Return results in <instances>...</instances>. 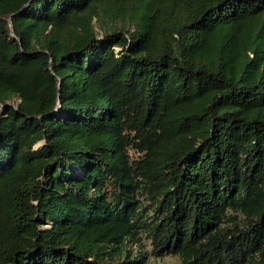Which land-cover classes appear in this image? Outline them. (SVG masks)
Listing matches in <instances>:
<instances>
[{
  "label": "trees",
  "instance_id": "16d2710c",
  "mask_svg": "<svg viewBox=\"0 0 264 264\" xmlns=\"http://www.w3.org/2000/svg\"><path fill=\"white\" fill-rule=\"evenodd\" d=\"M12 98L0 264H264V0H0Z\"/></svg>",
  "mask_w": 264,
  "mask_h": 264
},
{
  "label": "rangeland",
  "instance_id": "374dc122",
  "mask_svg": "<svg viewBox=\"0 0 264 264\" xmlns=\"http://www.w3.org/2000/svg\"><path fill=\"white\" fill-rule=\"evenodd\" d=\"M94 28H97L94 26ZM11 105H16L17 98H12L9 101ZM129 153H131V150H128ZM48 225L47 222H44L40 224L39 227H46ZM127 248L129 250V257L134 256V254L137 252L136 250H141L144 252V258L143 261H140L135 264H181L179 261V258L170 253H163V254H158L154 255L151 253L150 246L147 242V239L141 238L135 243H129L127 245Z\"/></svg>",
  "mask_w": 264,
  "mask_h": 264
},
{
  "label": "water",
  "instance_id": "95a60500",
  "mask_svg": "<svg viewBox=\"0 0 264 264\" xmlns=\"http://www.w3.org/2000/svg\"><path fill=\"white\" fill-rule=\"evenodd\" d=\"M8 25L10 26V22H9V17H8ZM10 105V103L9 102H2V103H0V113L3 111V109H4V106L5 105ZM15 106V105H14ZM39 142H36L34 145H37Z\"/></svg>",
  "mask_w": 264,
  "mask_h": 264
}]
</instances>
